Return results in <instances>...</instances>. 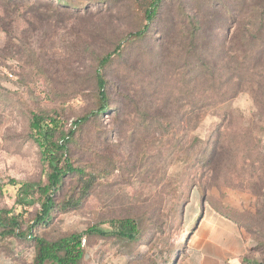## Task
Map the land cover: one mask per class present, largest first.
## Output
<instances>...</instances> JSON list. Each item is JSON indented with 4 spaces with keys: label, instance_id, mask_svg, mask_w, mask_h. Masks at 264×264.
<instances>
[{
    "label": "rangeland",
    "instance_id": "rangeland-1",
    "mask_svg": "<svg viewBox=\"0 0 264 264\" xmlns=\"http://www.w3.org/2000/svg\"><path fill=\"white\" fill-rule=\"evenodd\" d=\"M250 4L245 0L242 36L249 53L258 56L257 93L245 90L209 110L191 127L184 146L178 104L158 111L162 103L169 105L171 87L183 82L181 52L158 46V22L150 24L142 42L124 41L143 24L134 0L87 2L71 15L54 16L49 26L37 24L31 38L18 44L0 33V210L14 204L9 181L46 182L39 148L29 138L31 114L54 116L68 133L76 119L97 106L96 57L120 44L121 53L103 75L108 104L126 103L124 113L119 119L106 113L75 130L70 157L87 177L66 179L59 203L71 199L74 204L58 210L38 233L48 241L81 234L84 255L78 264H174L205 214L214 210L237 223L264 262V11L259 41L248 43ZM182 5L190 11L195 4L168 0L163 8L169 12ZM232 26L228 17H209L205 29L214 48L226 44ZM158 118L169 124L152 128ZM191 138L198 142L191 144ZM207 140L218 143L216 151L208 164L197 166ZM125 218L139 223L136 242L84 234L91 227L112 232ZM34 256L30 243L0 239V264H32Z\"/></svg>",
    "mask_w": 264,
    "mask_h": 264
},
{
    "label": "trees",
    "instance_id": "trees-1",
    "mask_svg": "<svg viewBox=\"0 0 264 264\" xmlns=\"http://www.w3.org/2000/svg\"><path fill=\"white\" fill-rule=\"evenodd\" d=\"M101 1L116 2V0H0V33L8 43L18 44L22 38L23 40H26L27 36L31 38L37 31V24L49 26L54 16L71 15L87 2ZM165 1L168 0H134L142 14L143 24L136 32L127 35L124 41H128L129 44L142 42L147 36L150 24L158 22L162 31L158 46L164 49L174 46L180 50L183 82L171 87L168 93V97L171 98L169 105L162 103L163 107L158 111L170 110L169 106L174 102L178 104L174 109L178 116V124L182 132L186 133L183 137L184 146L191 127L196 128L197 122L209 110L218 108L245 90L257 93L256 86H259L257 80L260 76L256 71L258 56L249 53L242 36L245 26V0H191L195 4L193 10L187 11L182 5L169 12L163 8ZM249 7L252 13L250 17L252 31L248 33L246 41L257 44L259 41L257 32L261 30L260 26L262 28L260 16L264 11V0H251ZM210 16L220 20L228 17L230 24L233 25V33L226 44L219 43L218 48L211 45L206 35L205 28ZM121 50L122 46L119 44L111 53L96 57L93 78L98 95L97 106L94 111L76 119L68 133L62 131L54 116L46 113L31 114L29 138L39 148L40 161L45 166L46 182L41 184L9 181V185L15 189V200L11 209L0 210V239L12 238L30 243L35 252L32 264H78L83 258L81 234L48 241L38 233V230L50 226L58 210H66L68 206L74 204L71 199L59 203L66 179L83 181L87 177L85 168L75 165L70 157V147L75 144V130L90 121L100 119L106 113H110L115 119H119L124 113L126 103L108 104L107 84L103 75V70L111 64L114 56L121 53ZM223 79L225 83H218ZM203 80H213L214 83H201ZM128 102H132L130 98ZM153 121L151 127L156 130L163 129V125L169 124V121L164 123L163 118ZM196 142L197 138L190 139L191 144ZM217 144L211 143L210 140L205 142L202 154L194 161L197 166L209 163ZM184 153V156L188 157V151ZM85 185L81 188L82 193H86ZM139 230L137 220L125 218L117 221L112 232H103L91 227L84 234L88 237L111 236L127 242H136Z\"/></svg>",
    "mask_w": 264,
    "mask_h": 264
},
{
    "label": "crops",
    "instance_id": "crops-1",
    "mask_svg": "<svg viewBox=\"0 0 264 264\" xmlns=\"http://www.w3.org/2000/svg\"><path fill=\"white\" fill-rule=\"evenodd\" d=\"M237 223L211 210L205 214L185 254L174 264H264L251 251Z\"/></svg>",
    "mask_w": 264,
    "mask_h": 264
}]
</instances>
